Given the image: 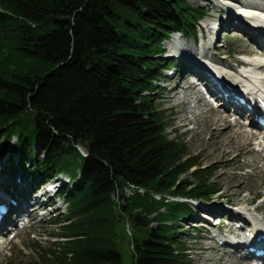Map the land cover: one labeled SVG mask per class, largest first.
I'll list each match as a JSON object with an SVG mask.
<instances>
[{
    "label": "trees",
    "instance_id": "obj_1",
    "mask_svg": "<svg viewBox=\"0 0 264 264\" xmlns=\"http://www.w3.org/2000/svg\"><path fill=\"white\" fill-rule=\"evenodd\" d=\"M205 15L187 0H0V160L72 183L50 264H191L178 224L220 188L154 97L176 63L163 43ZM129 184L147 193L117 207Z\"/></svg>",
    "mask_w": 264,
    "mask_h": 264
},
{
    "label": "rangeland",
    "instance_id": "obj_2",
    "mask_svg": "<svg viewBox=\"0 0 264 264\" xmlns=\"http://www.w3.org/2000/svg\"><path fill=\"white\" fill-rule=\"evenodd\" d=\"M187 1L191 6L200 7L205 10L206 15L199 21L196 31L198 35L202 33L205 34V43L209 45L212 34H209L204 28L206 30L205 33L204 29L201 27H203L204 24L211 23L214 19H219L222 15H227L225 11H220L221 8H218L215 4L225 3L226 0ZM233 1L235 0H232V4L234 3ZM236 1L239 2L243 0ZM260 1L264 4V0ZM197 33L195 37H198ZM172 35L163 43L165 57H169L172 53L175 54V52H171ZM179 35L181 39H185L188 42L197 41L193 36ZM211 47L215 49H210L208 52L210 55L213 54L221 60H225L226 58V61H229L230 65L234 67H236L240 58L238 54H247V50H258V47L250 43L244 35L240 33L230 35L227 31L220 33L218 40L212 43ZM215 51L216 53L214 54ZM186 68L187 63L176 60L174 67L163 72L162 78H165V81H158L156 83L160 88L154 97V102L165 111L169 122V127L167 129L169 137L171 139L183 141L188 151L198 157L201 167L213 171L212 181L220 188V192L209 200V202L207 201V203L192 202L191 208L194 213H192V216H188L186 219L181 220L178 227L182 231L183 238H185L188 249L187 253L191 264H221L222 262V264H227L228 262L231 263L234 261V259H229L223 254L213 252L212 249L215 247L216 243L206 240V238H210L212 234H214L213 230L216 227L215 222L213 221L212 224L208 223L207 220L202 217L204 216L202 213H195L197 210L195 206L206 208L210 205H217L228 209H240V211L245 209L254 216L261 218V216H264V161L256 160L253 162V159H255L253 154L244 155L245 152L248 153V150L250 151L249 146H245V149L240 153L234 152L227 157L224 156V152H227V150H222L226 140L221 139L219 141L220 133L216 134L217 137L214 140L220 147L216 148V150L212 149L213 145L210 143L213 141L212 129L217 127L219 132V130L222 129V123L216 126L214 117H211L206 122L201 120L203 118L202 115H205L207 109L201 110L199 106L200 101L197 103L198 111L192 113L187 109L188 105H194L190 102V99L195 92L197 93V89L183 87L174 93L171 92L172 89H174L173 86L177 87L182 83L181 76ZM184 77L189 83L188 77L186 75H184ZM180 78L181 81L179 82ZM189 78L191 81L195 80L193 77L191 78L190 75ZM183 94H187V96L185 97ZM209 104L212 106L211 103ZM200 112H202V115H200ZM239 121L242 123V120ZM249 129L251 128L248 127V131ZM206 135L211 136L210 140L206 139ZM6 155L7 152L4 153L3 158L0 160V170L3 166L10 169L9 164L6 162ZM259 159L260 158H258V160ZM35 181H38V177H35ZM33 188H39V183L35 184ZM43 189V187H40L38 191L41 192ZM6 191L8 192V189H6ZM46 200V197L43 199L40 198V203ZM62 200L63 198L60 200L61 203ZM56 207H59V204L54 203L50 206L49 211H52ZM65 208L66 202L60 204L58 211L51 213L47 212L45 216H42V213L36 212L31 227L28 228L27 231L21 232V229V233L16 238H12L14 232L10 233L6 238H2L0 240V247L3 245V250L0 251V264H50L45 257H47L46 254L48 251L53 249V242L59 241L56 235L60 232V229H58L54 222L64 217L67 213ZM254 209L257 210L254 211ZM218 217L222 218V224L228 222L226 216L221 215ZM188 218H196V224H190L191 222L187 221ZM125 221V230L132 234L130 223L127 221L126 224ZM21 223L22 222L18 224V227ZM151 226H155V224L152 223ZM202 227H210L212 229L209 233H206L204 232L206 229H203L204 231L201 230ZM222 232L226 234V236L228 235L225 233V226H223ZM124 240L125 239L122 241ZM227 251H229V249ZM127 257L125 253L124 264H128Z\"/></svg>",
    "mask_w": 264,
    "mask_h": 264
},
{
    "label": "bare ground",
    "instance_id": "obj_3",
    "mask_svg": "<svg viewBox=\"0 0 264 264\" xmlns=\"http://www.w3.org/2000/svg\"><path fill=\"white\" fill-rule=\"evenodd\" d=\"M242 3L243 4L239 6L233 5L235 3L232 4V0H226L225 3H215L218 8H221L220 11H225L227 13V17L222 15L219 19H214L211 23L204 24V26L201 27L203 29L205 28L209 34H212L209 45H206V37L203 33L196 37L197 41L194 40L195 42H188L185 39H181L178 33L172 35L171 52H175V55L177 54L179 58L187 59V61H184V63H187V68L181 76L182 83L177 87L173 86L174 89H172L171 92L174 93L183 87L197 89L198 94L195 92L190 99V102L194 105H188L187 109L192 113L198 111L197 103L200 101L199 106L201 110L207 109L205 115H202V112H200V115L203 116L201 120L206 122L211 117H214L216 126L222 123V129H220L219 132L217 127L212 129L213 141L210 142L213 145L212 149L216 150V148L220 147V145H218V143L216 144V141H214L217 137L216 134L220 133L219 141L221 139L226 140L222 150H227V152H224V156L227 157L234 152L240 153L245 149V146H249L250 151L248 150V153L245 152L244 155L253 154L255 158L253 162H255L256 160L264 161V131L261 132L254 128L264 130V127H261L252 119L248 122L245 121L246 123L243 124L236 119V116L245 118L244 120H248L246 118L247 116L253 117L258 109L254 106V103L258 98H264V76L260 73L261 70L264 69V5L259 0H243ZM205 29L204 32L206 33ZM225 31L229 32L230 35L240 33L244 35L250 43L258 47V50L246 51L252 58L247 61L246 65H243L242 69H237L230 65L225 57V60H221L213 54L210 55L208 53L210 49H215L211 47L212 43L216 42L220 33ZM215 53L216 51L214 54ZM204 74L213 75L221 82L220 87H216L211 82L207 81ZM184 75L188 77L189 83L186 81ZM189 75L191 78L198 76L203 82H208L207 84L208 87H210V92L215 98L220 99V105L218 107H212L205 101L199 87L195 82L190 80ZM226 86H229V89H227ZM184 96L186 97L187 94ZM233 96L244 98L246 103L249 104L251 111L231 102ZM262 112L263 114L260 113V117H263L264 120V110H262ZM248 127L251 128L249 131ZM206 137L207 140L211 138L210 135H206ZM258 158L260 159L258 160ZM1 183L13 184H8L9 187H13L14 192L11 193H5L0 188V201H8L10 199L15 201L14 206L9 205L11 208L10 218L9 221H7L8 224L5 230L14 228L15 231L17 230L18 236L21 232L27 231L28 228L31 227L37 208L39 206H44L47 202H50L51 199L49 198L46 202L40 203L41 193L32 189L33 184L29 178L17 179L8 175H0V184ZM127 186L129 189H136L137 187L132 184ZM137 190H142V194H144V189L141 187H137ZM200 209L208 211L217 217L221 215L226 216L229 220L224 226L225 233H229L230 237L222 235V238H218L217 241H221L222 243L219 245L217 244L212 251L217 254H223L229 259H234V261L231 263L228 262L227 264H255L253 261H248L247 255L239 250L242 244H244L243 241H240L239 237L243 235L246 231L244 228L247 227H252V231L264 237V216L258 218L245 209L240 211V209H228L217 205H210L206 208L200 207ZM58 210L59 208L56 207L51 212ZM256 210L257 209H254V211ZM202 217L205 218V216ZM20 218L24 220L21 232V229L15 226V223ZM235 223L240 225L241 231L235 228ZM211 229L212 228L209 227L210 231ZM213 231L214 233H223L221 225L216 227ZM1 232H3V228ZM213 237H216V235L213 234L211 238ZM225 247H227L229 251L225 250ZM263 249L264 241L261 246V250ZM1 250H3V245L0 247V251ZM259 261L264 263V257L260 258Z\"/></svg>",
    "mask_w": 264,
    "mask_h": 264
},
{
    "label": "built area",
    "instance_id": "obj_4",
    "mask_svg": "<svg viewBox=\"0 0 264 264\" xmlns=\"http://www.w3.org/2000/svg\"><path fill=\"white\" fill-rule=\"evenodd\" d=\"M134 194H141L142 195V190H137V187H136V189H129L128 186L124 187L123 195L125 198H129V197L133 196ZM154 197L157 198V196H154ZM121 203H123V201H121L120 204Z\"/></svg>",
    "mask_w": 264,
    "mask_h": 264
},
{
    "label": "water",
    "instance_id": "obj_5",
    "mask_svg": "<svg viewBox=\"0 0 264 264\" xmlns=\"http://www.w3.org/2000/svg\"><path fill=\"white\" fill-rule=\"evenodd\" d=\"M83 151H84V150H83ZM141 232H142L143 236L146 237L147 234H148V232H149V229H145V230H143V231H141Z\"/></svg>",
    "mask_w": 264,
    "mask_h": 264
}]
</instances>
